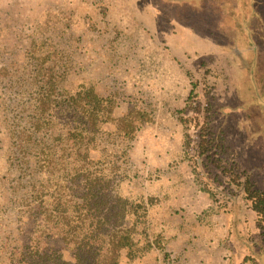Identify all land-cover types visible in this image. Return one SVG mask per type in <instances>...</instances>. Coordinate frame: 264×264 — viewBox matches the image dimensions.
<instances>
[{"label":"rangeland","instance_id":"rangeland-1","mask_svg":"<svg viewBox=\"0 0 264 264\" xmlns=\"http://www.w3.org/2000/svg\"><path fill=\"white\" fill-rule=\"evenodd\" d=\"M97 1L0 0V264H8L7 243L30 242L43 224L29 194L35 178L15 179L8 124L19 120L24 128V115L36 111L28 74L46 36L52 49L68 56L65 88L89 86L114 107L92 157L105 161L127 195L143 192L159 200L135 229L144 252L136 264H162L153 232L165 234L168 249L179 255L175 264H258L251 254L264 253V241L256 215L245 206L232 220L226 210L214 209L195 177L204 173L224 187L250 172L264 190V136L242 107L252 95L248 57L254 47L264 53V0L91 4ZM58 76L47 74L50 81ZM132 107L149 108L153 120L140 126L121 154L116 127L133 120ZM210 131L208 147L216 149L201 161L200 136ZM117 160L119 172L110 168ZM50 241L48 247L60 248L58 239Z\"/></svg>","mask_w":264,"mask_h":264},{"label":"trees","instance_id":"trees-1","mask_svg":"<svg viewBox=\"0 0 264 264\" xmlns=\"http://www.w3.org/2000/svg\"><path fill=\"white\" fill-rule=\"evenodd\" d=\"M91 4L99 7L102 1ZM41 41L40 60L33 63L28 74L34 97L37 95L36 111L24 115L22 120H27L24 128H19V120L8 125L13 126L9 128V137L12 136L11 146L13 154L16 153L15 179L21 182L24 177L35 178L30 182L29 194L31 201L38 202L37 216L41 214L43 224L34 235L30 233V242L7 243L8 264H136L144 252L136 244L139 240L134 238L135 229L145 222L148 208L156 206L159 200L143 192L127 195L116 182L115 172L111 174L104 167L105 161L92 157L114 107L107 105L108 98L96 97L89 86L68 91L64 85L69 71L68 56L52 49L47 36ZM253 49L254 54L247 62L251 65L248 91L252 95L248 94L242 107L251 115L257 133L264 136V53ZM50 72L60 76L50 81L47 78ZM43 108L45 111L41 113ZM131 109L133 120L124 118L116 127L124 146L121 154L127 153L140 126L153 120L149 108ZM213 136L212 131L201 133L198 153L201 161L207 154L211 157L216 149L208 147ZM110 168L119 172L118 160ZM229 173L233 177L231 173L235 171ZM204 175H196V184L211 197L213 208L226 210L235 220L244 213L245 206L249 207L256 215L255 223L264 241V190L255 186L252 173L234 176L226 180L224 187L214 185ZM15 185L17 192L20 184ZM45 207L48 210L43 212ZM153 234L154 249L162 264L177 263L179 255L168 249L165 234ZM51 239H58L60 248L48 247ZM254 257L258 264H264V253L251 254V259Z\"/></svg>","mask_w":264,"mask_h":264}]
</instances>
